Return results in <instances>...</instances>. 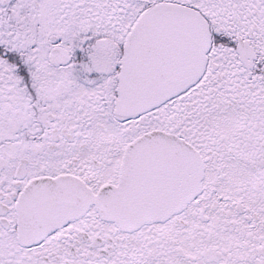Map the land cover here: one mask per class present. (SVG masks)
<instances>
[{"label": "snow or ice", "instance_id": "6c2138e0", "mask_svg": "<svg viewBox=\"0 0 264 264\" xmlns=\"http://www.w3.org/2000/svg\"><path fill=\"white\" fill-rule=\"evenodd\" d=\"M0 264H264V0H0Z\"/></svg>", "mask_w": 264, "mask_h": 264}]
</instances>
